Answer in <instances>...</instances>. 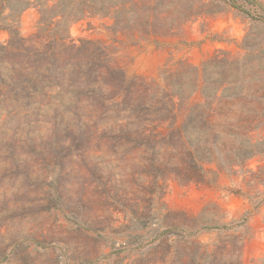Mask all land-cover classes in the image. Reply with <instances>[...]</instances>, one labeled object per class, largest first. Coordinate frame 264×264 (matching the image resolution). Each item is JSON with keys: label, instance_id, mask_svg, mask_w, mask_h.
Listing matches in <instances>:
<instances>
[{"label": "rangeland", "instance_id": "rangeland-1", "mask_svg": "<svg viewBox=\"0 0 264 264\" xmlns=\"http://www.w3.org/2000/svg\"><path fill=\"white\" fill-rule=\"evenodd\" d=\"M34 1L21 11L23 0H0V264H264V154L231 171L209 166L206 184L170 179L158 189L139 173L145 154L108 141L105 68L109 55L127 79L154 78L168 61L199 67L248 48L264 70L262 21L204 0L215 3L211 15L136 42L113 30L108 12L87 14L55 32L75 47L99 46L86 73L76 64L92 56L39 30ZM96 3L108 9V0ZM10 17L24 44H9Z\"/></svg>", "mask_w": 264, "mask_h": 264}, {"label": "trees", "instance_id": "trees-1", "mask_svg": "<svg viewBox=\"0 0 264 264\" xmlns=\"http://www.w3.org/2000/svg\"><path fill=\"white\" fill-rule=\"evenodd\" d=\"M23 1L21 11L31 3ZM50 1L55 3L52 7L48 6ZM222 2L264 24V9L255 0ZM34 3L39 7V30H47L64 49L92 56L85 65L76 64L78 71L86 69V73H94L93 67L103 53L92 41L75 47L66 44V36L55 34L66 31L70 22L87 14L108 12L113 30L138 42L146 37L172 36L187 21L211 15L215 7L214 2L204 0H108L107 10L96 6V0ZM9 21L3 28L10 35L9 44L15 38L24 44L17 22L11 17ZM4 49L0 46V58ZM244 50L241 59L221 51L199 67L187 60L168 61L154 78L132 79H127L108 55V141L127 147L128 155L148 156L141 157L148 164L139 166V173L153 178L158 189L170 179L181 186L206 184L208 175L214 174L209 166L231 171L263 155L264 137L254 143L252 134L256 130L264 133V70H258L251 59L254 51ZM254 89L263 90V94H253ZM255 102L258 108L252 107Z\"/></svg>", "mask_w": 264, "mask_h": 264}]
</instances>
